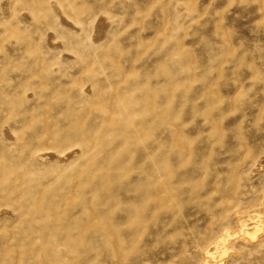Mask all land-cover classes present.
I'll list each match as a JSON object with an SVG mask.
<instances>
[{
  "label": "rangeland",
  "instance_id": "1",
  "mask_svg": "<svg viewBox=\"0 0 264 264\" xmlns=\"http://www.w3.org/2000/svg\"><path fill=\"white\" fill-rule=\"evenodd\" d=\"M205 252L264 264V0H0V264Z\"/></svg>",
  "mask_w": 264,
  "mask_h": 264
},
{
  "label": "bare ground",
  "instance_id": "2",
  "mask_svg": "<svg viewBox=\"0 0 264 264\" xmlns=\"http://www.w3.org/2000/svg\"><path fill=\"white\" fill-rule=\"evenodd\" d=\"M52 9H53V11H54V14H55V17H56V20H57V22L60 24L61 23V25H64V26H68V25H71V24H69L68 23V20H67V18H65V16H64V14L62 13V11H61V9H60V7L57 5V4H55V3H53L52 4ZM106 26H107V20L105 19V18H100V19H98L96 22H94V24L92 25V29H93V31H95V30H97V31H101V32H103V31H105V29H106ZM76 30H77V28H75ZM99 31V32H100ZM98 40V37L97 36H95V34L93 33V35L90 37V42H94V41H97ZM61 160H62V158H61ZM263 223V219H261V224ZM238 224H239V226H240V231H239V233L241 234V235H243L244 237L245 236H247V235H249L250 233H249V231H248V226L244 223V222H242V221H240V220H238ZM257 226H255L256 227V232L259 230V228H260V225L257 223L256 224ZM259 226V227H258ZM254 234H256L255 232H254ZM254 234H251V235H254ZM232 235H233V233H231L230 234V240H228V242L227 243H229L230 244V242H231V237H232ZM239 238H235V239H233V240H238ZM232 246V245H231ZM233 247V246H232ZM204 257L207 259V261H208V263H202V264H211V262L213 263V264H218L216 261H215V259L214 258H211V255L208 253V252H205L204 253Z\"/></svg>",
  "mask_w": 264,
  "mask_h": 264
}]
</instances>
